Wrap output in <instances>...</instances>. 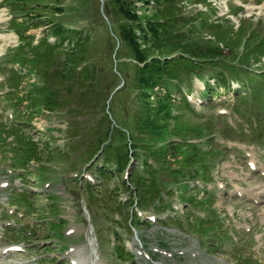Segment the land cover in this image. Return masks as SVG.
Masks as SVG:
<instances>
[{"label":"rangeland","instance_id":"obj_1","mask_svg":"<svg viewBox=\"0 0 264 264\" xmlns=\"http://www.w3.org/2000/svg\"><path fill=\"white\" fill-rule=\"evenodd\" d=\"M91 1L95 7L89 0H0V264H78L75 248L82 246L87 252V230H92L97 243V264H264V193L258 192L264 185V0H208L209 6L179 2L183 15L207 16L208 25L200 35L222 47L220 64L202 70L208 81L193 76V82L185 79L181 85L193 106L182 110L179 122L194 128L186 143L199 152L196 175L207 177L188 178L192 172L187 167L182 168L183 181L178 182L175 174L167 184L170 177L158 170L156 190L162 201L147 194L144 202L139 200L141 208L120 186L123 180L130 183L135 168L138 175L145 173L141 161L131 160L122 170L106 164L103 155L87 161L99 130L98 109L103 104L99 90L98 108L80 113L59 105L73 95L62 84L55 90L48 88L57 97L54 111L41 108L38 112L26 97L34 90L37 98L41 81L51 85L56 80L52 78L55 69L61 70L55 65L57 57L55 61L49 56L37 59L42 39L49 45L57 41L51 33L57 24L91 34L92 44L85 59L77 63V70L100 66L101 76L96 75L95 81H100L105 92L125 86L115 66L122 68L127 58L114 60L102 0ZM61 6L62 13H58ZM22 7L27 12L19 13ZM94 8L105 17V24ZM37 13L41 22L34 24ZM150 13L151 9L137 12ZM215 21L218 27L211 26ZM25 22V30L15 27ZM22 31L29 46L21 42ZM63 37L76 42L79 34L68 31L59 38ZM67 42L63 41L62 49ZM21 45L28 54L27 66L14 59ZM69 56L62 50L59 61L63 63ZM222 63L235 69H226ZM221 72L232 78H227L229 88L214 79ZM206 86L210 93L204 90ZM127 94L115 98L112 119L124 121ZM19 112L24 116L18 117ZM19 137L25 139L19 141ZM28 141L35 146H28ZM171 141L180 143L178 137ZM44 144L50 153H44ZM28 151L36 158H25ZM66 151L67 157L61 155ZM167 152V167L176 172L179 165L171 158L172 151ZM93 164L113 169V173L108 170L101 179L96 168L88 169ZM180 184H187L188 189L183 190ZM115 198L125 204L121 213L112 210ZM132 209L137 215L136 229L129 225ZM196 218L206 222L201 230ZM118 244L134 257L124 262L127 256L121 258L114 252ZM13 246L19 247V252H13Z\"/></svg>","mask_w":264,"mask_h":264},{"label":"trees","instance_id":"obj_2","mask_svg":"<svg viewBox=\"0 0 264 264\" xmlns=\"http://www.w3.org/2000/svg\"><path fill=\"white\" fill-rule=\"evenodd\" d=\"M22 1L29 3L32 0ZM181 1L102 0L103 15L106 18L98 12V8L93 9L94 14L98 13L97 17L101 23L105 24L103 19L106 20V34L113 44L111 50L114 60H119L120 57L127 58V62L122 68L115 66V72L119 74L122 82H124L123 84H125L121 90L114 91L112 87L107 88L105 92L101 89L102 86L99 87L100 81L96 82L95 78L96 75L101 76L100 66L77 70V63L85 59L84 55L88 50V46L92 44L91 34H83L84 32H78L73 28L68 29V27L57 24L53 26L55 27L54 30H51L57 41L54 45H49L46 38L42 39L37 46V59L39 56H49L50 61H55L57 57L58 61L55 65L56 68L61 67V70L55 69V75L52 77L56 79L53 82L54 84L49 85L44 79L41 81L37 98L34 90L26 94V97L29 96L31 106L37 108L38 112L41 108L54 111V107L58 104L57 97L54 91H49L48 88L51 86L55 90V86L59 87L58 85L62 84L64 86L61 87L68 93L73 91V95L69 99L60 101L59 105L63 104L62 107L71 113H80L98 108L97 100L100 93H102L103 104L98 109L101 113L98 119L99 130L96 132L97 136L94 140L96 144L90 150L91 153L87 161H90L97 154L103 155L106 157V159L104 158L106 164H113L119 170L126 169L131 160L141 161L142 170L146 174L138 175V169L135 168L131 173L130 183L123 180L120 185L121 188L129 192L130 196L135 197V204H139L140 208L147 194L162 201L161 193L156 190L159 185L158 170H163V174L168 178L170 177L167 184L171 183L176 176L180 179L178 182L183 181L185 176L182 168L186 169L187 167H190L187 171L192 172V175L188 173L190 176L188 178L198 177L196 180H201L207 177L202 173L196 175V169L199 167L197 161L199 152L194 145L186 143L188 135L194 128L191 125L179 122L180 117L183 115L182 110L192 109L191 106H193L188 102L186 94L181 91V85L185 79L188 82H193V76L202 82L208 81L201 75L202 70L205 66H213L221 62L222 47L200 35L201 30L208 25L207 16L203 13L190 16L183 15L181 13L182 5L179 4ZM183 1L197 2L209 6L208 0ZM89 2L93 5L91 0ZM22 9L19 13L27 12L25 7H22ZM145 9H151V13L148 15L137 14L138 11ZM62 10L63 7L61 6L58 8V13H62ZM37 15L34 24L41 22L39 21V13ZM26 23H19V26L15 27H22L25 30L27 28ZM210 24L218 27L216 21ZM68 31L79 34L76 42H73L71 37L59 38ZM251 31L254 32V30ZM23 34V31L20 32L21 42L25 46H29L27 39L24 40ZM65 39H68V42L64 45L66 48L62 49L61 45ZM231 42L234 44V41ZM24 45L20 46L14 59L27 66L29 61L26 59L28 54L23 51ZM62 50L70 55L63 63L59 61V54ZM248 50L251 51V49ZM73 53L80 54V58L71 57ZM174 54L178 56L176 58L172 57ZM248 55L245 54L244 56ZM250 58H253L252 55L248 57V59ZM248 59L246 60L248 61ZM221 66L232 71L235 69L234 66H227L224 63ZM222 73L216 74L214 79L217 80L218 85L229 88L230 82L227 78L229 80L232 78L225 77L226 75L224 76ZM20 75L25 77L26 74L20 73ZM182 75H184V78H181ZM75 78H77V84L74 81ZM233 78L238 80V83L241 81L237 77ZM57 82L59 84H55ZM66 84L67 86H65ZM98 90L100 91L99 94ZM204 90L209 92L211 88L206 86ZM126 91H128V94L123 103L124 121L112 119L111 105L115 98L120 100L119 95ZM42 93L44 96H42ZM151 97H154L155 101H152ZM109 114L111 117H109ZM17 116L23 117L24 115L19 112ZM78 122L79 120L69 121V123ZM101 126H103L102 130ZM175 137L179 138L180 143L171 141ZM17 139L21 141L25 137ZM31 145L35 146V143L28 141V146ZM43 146L45 147L44 153H50L47 144ZM189 147L191 150L188 153ZM167 150L172 151L171 158L179 165L180 171L173 172L167 167ZM61 155L67 157L69 154L66 151ZM26 157L36 158L35 153L32 151L25 153ZM195 165H197V168H194ZM92 167L96 168L95 170L101 179L107 176L108 170L110 175L113 173V169L106 166L99 167L93 164L88 169ZM80 184H82V181ZM87 187L91 189L89 187H92V185L88 183ZM180 187L183 190L188 189L187 184H180ZM197 206H201V203H198ZM124 208L125 204L115 198V207L112 210L121 213ZM128 215L129 225L136 229L135 227L138 225L136 211L132 209ZM197 221H199L198 229L201 230L206 222L199 219ZM127 231L129 230L127 229ZM114 252L121 258H123V255L127 256L124 262L134 257V255L126 253L123 244H118L114 248Z\"/></svg>","mask_w":264,"mask_h":264},{"label":"bare ground","instance_id":"obj_3","mask_svg":"<svg viewBox=\"0 0 264 264\" xmlns=\"http://www.w3.org/2000/svg\"><path fill=\"white\" fill-rule=\"evenodd\" d=\"M260 189H263V190L262 191L258 190V192L260 191V192L264 193V185ZM255 194H252V195H255ZM256 196H259V195H256ZM263 215H264V213H263ZM87 231H88V233H87V237H86V247H85V248H87V252L85 253L83 251L82 246H81V248H75V250H76L75 255H76V257L78 256L76 259V261H77L76 263H78V264H97L98 263L97 261L99 258L98 257L97 243H96V240L94 238V234H93L92 230H87ZM72 251L74 252L73 249H72ZM81 252H83V256H79Z\"/></svg>","mask_w":264,"mask_h":264},{"label":"water","instance_id":"obj_4","mask_svg":"<svg viewBox=\"0 0 264 264\" xmlns=\"http://www.w3.org/2000/svg\"><path fill=\"white\" fill-rule=\"evenodd\" d=\"M107 109V108H106Z\"/></svg>","mask_w":264,"mask_h":264}]
</instances>
